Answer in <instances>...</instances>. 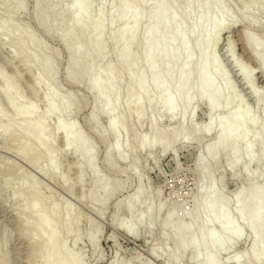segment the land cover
Wrapping results in <instances>:
<instances>
[{
  "label": "rangeland",
  "instance_id": "374dc122",
  "mask_svg": "<svg viewBox=\"0 0 264 264\" xmlns=\"http://www.w3.org/2000/svg\"><path fill=\"white\" fill-rule=\"evenodd\" d=\"M5 1L0 0V23L7 21L23 35L39 43L43 49V54L39 55L40 63L49 62L55 69L51 89L60 97L67 95L74 99L69 111L60 120L72 124L75 132L88 144L93 154V168H87L71 149L65 147L61 135L53 133L59 119L56 116L45 120V138L51 144L49 150L56 155L55 175L45 168V163H40L37 168L29 163L28 156H21L22 145L18 132L0 133V264H30L33 260L39 239L32 237L27 230V225L36 218V213L29 209L32 192L38 193L47 205L55 206V216L60 221L67 218L71 222V233H60L58 241L81 264H168L167 258L176 249L172 241L163 242L161 223L174 207L183 208L184 211L191 209V201L197 194L196 160L203 154L202 149L214 142L215 132L189 140H176L167 152H163L160 146L142 150L139 141L151 137L152 132L147 128L151 122H154L156 130L167 134L173 133L181 124L188 123L186 126L197 128L203 126L207 118L205 105H196L193 118L185 122L179 116L170 118L161 114L158 108L139 117L134 108L121 106L111 117L117 120L125 117L124 127L119 132L123 158L112 155L111 163L105 162L106 151L113 145L114 138L108 134V117L98 115L96 124L93 126L90 123L94 97L87 88V80L97 70L115 63L109 32L121 26L119 22L112 28L110 25L117 4L112 0H89L90 19L94 24L103 25L106 44L104 50L91 53L86 60V65L93 70L78 71V76L70 80L66 77L69 52L62 42L65 26L54 27L55 18L68 1L64 0L50 9L43 23L34 18V0H15L16 5ZM218 1L231 11L228 14L215 11L211 15V18H215L213 21H224L228 27L218 36L214 60L219 70L211 74V80L218 83L222 77L232 89L233 102L228 108L230 112L242 108L256 119V126L249 129L250 139L262 127V105L250 96V90H247L238 68L250 75L252 89L264 100V74L260 72L259 63L255 56H251L246 42V38L251 37L257 53L264 56V0H258L255 6H249L246 0ZM245 2L247 4L244 5ZM128 6L132 8L135 5L130 3ZM214 36L212 33L210 38ZM138 46L139 41L131 47V51L135 52ZM20 51L21 42L6 37L0 31V94L3 81L8 82L14 92L13 97L41 115L45 111L44 86L35 83L38 69L26 66L19 59ZM27 52L29 55L35 54L33 49ZM154 97L155 94H152L150 99ZM0 111L3 114L0 124L10 120L20 122L15 119L2 94ZM219 115H223L222 109L215 113L216 117ZM43 151V148L39 149L37 155ZM240 162L234 169H229L220 161L214 173L216 186L223 198L230 201L232 211L235 208L233 196L238 189L264 188V161L254 160L250 165L247 160ZM244 168H247L248 173H245ZM95 177L113 187L112 196L105 204H99L89 197ZM29 187L31 189L27 190ZM138 189L142 190L140 202L131 212H127L124 207ZM122 223L130 227L134 235L122 230ZM236 224L243 229V236L238 241L227 237L223 239L225 246L221 247L224 251H221L222 248L216 251L220 264H234L232 259L237 257H241L240 264H250L249 236L243 223ZM208 228H214L217 232L220 227L217 223H210ZM89 234L94 237L93 243L88 240ZM227 240L232 241V244ZM193 258V252L186 250L179 254L180 261L177 263L201 262L200 258L197 261ZM261 262L259 264H264V258ZM35 263L44 264L40 260Z\"/></svg>",
  "mask_w": 264,
  "mask_h": 264
},
{
  "label": "bare ground",
  "instance_id": "6f19581e",
  "mask_svg": "<svg viewBox=\"0 0 264 264\" xmlns=\"http://www.w3.org/2000/svg\"><path fill=\"white\" fill-rule=\"evenodd\" d=\"M34 1V18L43 23L47 12L64 0ZM67 1L68 4L66 3L55 18L54 27L65 26L62 42L69 52L66 77L73 80L78 76V71L93 70L86 65V60L91 53L104 50L106 33L102 24H94L91 21L89 0ZM246 1L249 6H255L258 0ZM5 2L16 5L15 0ZM112 2L117 5L112 13L111 28L115 23H121L119 28L111 29L109 32L115 63L97 70L87 80V88L94 97L90 123L94 126L98 115L108 117V134L114 138L113 145L106 151L105 162L111 163L112 155L119 159L123 158L119 132L124 127L125 117L118 120L111 117L121 106L127 109L134 108L139 117H144L148 111L158 108L161 114L164 113L170 118L179 116L184 121L193 118L196 105L203 103L207 109L206 123L203 126L197 128L186 126L188 123L181 124L173 133L167 134L156 130L154 122H151L147 127L152 132L151 137L139 141L142 150L160 146L163 152H167L171 143L176 140H189L215 132L214 142L202 149L203 156L198 154L196 160L197 194L191 201V209L184 211L183 208L174 207L161 223L163 242L172 241L176 249V252L167 258V262L176 264L180 261L179 254L191 250L195 257L193 260L201 259L197 264H220L216 251L225 246L223 239L227 237L238 241L243 236V229L236 224L238 222L243 223L250 239V264H259L264 258V188L257 186L246 191L238 189L233 196L235 208L232 211L230 201L223 198L214 178L220 161L229 169L237 167L241 160L249 161V165L251 162L254 163V160L264 161V100L252 89L250 75L238 68L247 90H250V96L256 99V103L262 105V127L250 139L249 129L256 126V119L242 108L230 112L228 108L233 102L232 89L222 77L218 83H215L214 78V82L211 80V74L219 70L214 60L218 36L228 30L224 21L215 22L211 15L215 11L228 14L231 10L218 0H112ZM130 3L135 6L130 8L128 6ZM128 23H131L130 26ZM0 31L6 37L21 42L19 59L26 66L38 69L34 81L44 86L45 102V111L40 115L20 99L14 98L10 84L3 81L1 94L8 102L15 119H19L20 122L10 120L0 124V133L18 132L22 145L21 156H28L29 163L37 168L40 163H45L47 167L43 166L55 175L56 155L49 150L51 144L45 138V120L50 116L51 118L56 116L59 119L54 125L53 133L61 135L65 147L71 149L87 168L92 169L93 154L90 147L75 132L72 124L60 120L69 111L74 99L67 95L60 97L51 89L55 69L49 62L40 63L42 47L7 21H1ZM212 33L215 36L211 39ZM138 41L137 50L131 51V47ZM246 42L251 56H255L259 63L260 72L264 74V56L257 53L251 37H247ZM29 49H33L35 54L29 55L27 52ZM152 94H155L153 100L150 99ZM219 109H222L223 115L216 117L215 113ZM1 118L3 114L0 111ZM41 148L44 151L37 155ZM244 170L248 173L247 168ZM49 171L47 170L48 173ZM30 189L31 187L27 190ZM112 193V186L95 177L94 188L89 195L91 199L99 204H105ZM37 194L30 193L29 209L36 213V218L27 225V230L32 237L39 239V246L34 249L36 252L33 257L31 256L33 260L30 257L32 260L30 264H34L36 260L43 261L44 264H81L72 258L66 247L58 241L60 233H71V222L67 218L60 221L55 216V206L47 205ZM141 194L142 190L138 189L129 199L124 207L127 212H131L138 205ZM210 223H217L219 230L215 232L214 228L213 231L209 229ZM120 227L127 234L134 235L126 224L122 223ZM88 240L93 243L92 234L88 235ZM227 241L232 244V241ZM238 258L232 259L234 264H240L241 257Z\"/></svg>",
  "mask_w": 264,
  "mask_h": 264
}]
</instances>
